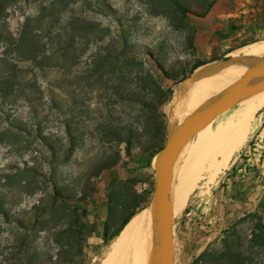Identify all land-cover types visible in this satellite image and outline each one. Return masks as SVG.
<instances>
[{
  "label": "rangeland",
  "instance_id": "374dc122",
  "mask_svg": "<svg viewBox=\"0 0 264 264\" xmlns=\"http://www.w3.org/2000/svg\"><path fill=\"white\" fill-rule=\"evenodd\" d=\"M178 2L187 8V13L178 8ZM209 2L77 0L73 13L70 11L72 7H65V17L71 14L79 17L77 28L83 27L84 22H90L92 26L85 25L87 30L78 33L81 37L77 38L76 48L66 50L62 57L51 61L54 67L50 72L40 74L39 82L44 93L42 97L39 94L31 97L38 112H33L35 108H28L23 100L12 110L0 112V206L36 226L31 214L23 212L42 200L49 213L44 218L49 220L51 226L53 202L59 200L53 199L54 190H59L68 199V204L77 208L80 218L81 214L85 215L81 211V203L88 202L94 193V190L86 189L103 176L110 180L111 187L108 190L109 210L100 227L103 241L88 242L85 224L80 218L84 232L80 254L76 248L70 247L72 244L65 245L72 242L67 237L56 242V239L48 238V231L38 235L32 231L30 247L18 255L19 243L13 241V233L22 231L18 225L7 224L0 215V264H11L4 260L15 255L24 260L16 259L14 264H101L116 239L106 244L105 233H113L133 211L138 213L150 205L156 186V173L152 165L144 166H147L150 152L166 143L169 108L173 99L158 105L167 126L166 135H160L159 122H162V117H156L152 110H144L138 103L124 100L127 92L119 94V97L115 94L119 92L117 89L120 90L121 79L123 81L127 71L132 68L139 72L142 70L139 63H143L162 84L165 96H169L168 90H173L175 96L182 83L180 81L191 74L193 64L197 63L196 23L198 14L205 10ZM25 13L34 16L36 11L33 6H28ZM24 16L20 10L11 14L9 26L15 34ZM45 31L48 32L47 28ZM263 41L228 56L221 55L220 58L246 55L254 45ZM45 46L50 48L51 38L45 39ZM100 52H112L114 59L99 63L96 68L98 75L90 79L85 73L92 69L90 58ZM133 56L137 58L135 61L126 59ZM254 57H264V52ZM54 100L59 103L58 109L54 107ZM14 116L24 120L29 133L33 135L39 134L34 123L44 121L42 132L54 150L46 145V141L31 138L11 128L8 120ZM145 122L151 131L143 130ZM251 128L249 144L239 154L236 153L234 159L249 152L251 141L262 131L264 134V106L256 112ZM255 128L257 131L254 132ZM130 129L133 130L132 135ZM114 130L119 131L125 141L120 142L110 136ZM105 162L114 163L108 169H101ZM33 167L36 173L31 170ZM223 173L210 180L207 172H204L187 206L174 218L185 264H195L197 260L198 264H264V220L261 213L251 212L233 225L223 224L228 212L224 214L222 209L217 208L219 202L214 201L217 190H213L219 185ZM52 181L56 182L58 189H55ZM59 205L63 207L62 203ZM61 220L59 224L62 225L64 219Z\"/></svg>",
  "mask_w": 264,
  "mask_h": 264
},
{
  "label": "trees",
  "instance_id": "16d2710c",
  "mask_svg": "<svg viewBox=\"0 0 264 264\" xmlns=\"http://www.w3.org/2000/svg\"><path fill=\"white\" fill-rule=\"evenodd\" d=\"M216 2L217 0H210L205 10L198 14L199 17H205ZM76 4L77 0H72L70 2H67L66 0H0L1 113H4L5 109L12 110L14 106L21 103V100H23L24 104L28 108H35L34 99L31 98L32 95L39 94L42 97L44 93L39 82L40 74L50 72L54 67L51 64V61H55L58 57H62L64 55L62 53H64L66 50L72 51L74 48H76L77 38L81 37L78 35V33L87 30L85 25H91L90 22L89 24H87L88 22H84L83 27L77 28L76 24L79 17L77 18V16H73V14H71L69 17L64 16V11H66L65 7H72L70 8V11L73 13ZM28 6H33V8H35L36 14L34 16L27 15L25 13V9ZM177 6L182 12H188L187 8L181 3L178 2ZM18 10L24 13L25 18L24 21L20 23L17 34H15L11 31L12 29L9 26V18L11 14L17 12ZM46 28L48 32L45 31ZM46 38H51V46L49 49H47V46H45ZM122 52L123 51H121V53ZM70 53L74 57L73 52ZM111 55L112 52L109 54L100 52L92 56L90 58L92 69L85 72L86 76L90 79L97 76L98 71L96 68L99 66V63H108L109 61L113 60L114 58L111 57ZM147 55L151 54L147 53ZM126 59L135 61L137 58L133 56V58ZM222 59H224V61L229 60V58H225V56L224 58H220V56H213L209 60L198 61L197 63L193 64L191 74L201 66ZM139 65H142L141 71L139 70V72H136L132 68L127 71V75L125 74L123 81L121 79V88L120 90L119 88L117 89L119 92H116L115 95L119 97V94L122 95L124 92H127L128 94L124 100L128 101L129 103H138L144 107V110L150 109L156 117H162V122H159V134L166 135V121L160 114L158 105H163L171 101L175 92L173 90H168L169 96H165L162 84L154 78L151 71L147 70L143 63H139ZM191 74L184 76L180 83L190 77ZM46 75L43 78H45ZM127 85L128 88H125ZM137 90L139 92H136ZM53 103L55 104L54 107L58 109L59 103L56 100H54ZM129 107H132L131 104H129ZM34 111L38 112L36 108L33 110V112ZM147 118L148 116H146V119ZM23 121L24 120L20 119L18 116H14L11 118V120H8V123L11 128L17 129L22 133H26L31 138H36L42 142L46 141V145L54 150L50 140L42 132L44 121H38L34 123L36 131L39 133L37 135L29 133V128ZM146 122L144 123L143 130L145 129V132H149L151 131L150 126H148ZM132 131L133 130L130 129V133ZM110 136L117 138L120 142L125 141L123 140L121 133H119L117 130L112 131ZM72 141V148H74L75 141L74 139ZM163 146L164 145L159 146L158 149L150 152V156L147 159V166L144 167L151 166L154 156L162 149ZM52 154L55 156L54 152ZM60 161L61 160L58 162ZM113 163L107 164L105 162L101 169H108L113 165ZM31 170L35 173L37 172L34 167ZM52 184L55 189H58L56 188V182L52 181ZM53 199L59 200H55L53 202L54 212L51 215V221H53V225L51 226H49V220L44 218V216H49V213L48 207L45 206L42 200H39L37 204L31 206L30 210L23 212L26 215L31 214V218L35 219L36 221V226L35 224H30V222L26 223L25 221L19 219L17 215H13L8 208L0 206V215L4 218L5 222L10 225H18L19 230L22 231V233L19 234L13 233V241L16 240L19 243V248H17L19 251L18 255H22L24 252H26L25 249L30 247L29 242L32 241H30L29 237L32 231L35 233V235L43 233L44 231H48V238L56 239V242H59L62 237H67L68 239L72 240V242H69L65 245L72 244L70 247L76 248L78 254L82 252L84 245V232L82 223L77 213V208L68 204V199H66L64 195L59 192V190H54ZM59 203H62L63 207H61ZM136 214L137 211H133L127 218L123 220L120 228L113 233L109 234L106 232L104 235L105 243L109 244L115 237H117L123 228L129 223L131 218ZM61 219H64L62 225L59 224L62 221ZM21 248H24V250H21ZM16 259L18 261L24 260L22 257L19 259L17 258V255H15L14 257L10 256L6 258L4 262L14 264ZM198 262L199 261L197 260L195 264H198Z\"/></svg>",
  "mask_w": 264,
  "mask_h": 264
},
{
  "label": "bare ground",
  "instance_id": "6f19581e",
  "mask_svg": "<svg viewBox=\"0 0 264 264\" xmlns=\"http://www.w3.org/2000/svg\"><path fill=\"white\" fill-rule=\"evenodd\" d=\"M262 52L264 41L254 45L246 55L258 56ZM252 65V61L239 60L215 62L196 69L173 97L169 128L178 130L220 104L233 82ZM263 106L264 80L251 89L238 108L202 131L172 160L165 177L172 220L183 212L204 172L210 180L214 179L249 144L251 122ZM173 229L156 201H151L123 228L101 264H181L178 233H173L174 226Z\"/></svg>",
  "mask_w": 264,
  "mask_h": 264
},
{
  "label": "crops",
  "instance_id": "0c3cea01",
  "mask_svg": "<svg viewBox=\"0 0 264 264\" xmlns=\"http://www.w3.org/2000/svg\"><path fill=\"white\" fill-rule=\"evenodd\" d=\"M264 40V0H217L205 17L196 23L195 54L198 61L228 56ZM221 182V183H220ZM214 198L226 214L223 224L233 225L251 212L264 218V157L262 150L240 154L224 170ZM92 198L81 203L80 218L88 242H102L101 225L109 210L110 180L99 177ZM85 216V217H84ZM222 225V224H221Z\"/></svg>",
  "mask_w": 264,
  "mask_h": 264
},
{
  "label": "water",
  "instance_id": "95a60500",
  "mask_svg": "<svg viewBox=\"0 0 264 264\" xmlns=\"http://www.w3.org/2000/svg\"><path fill=\"white\" fill-rule=\"evenodd\" d=\"M239 60L252 61L253 65L247 72L233 82L221 103L212 108L209 112L175 131L171 130L168 125L169 129L166 143L152 160L151 164L156 173V186L152 202L156 201L157 207L166 218L171 230H174V219L172 220L170 216L167 183L165 180L167 168L170 163L181 151L189 147L202 131L213 126L220 119L238 108L242 102H244V99L251 89L257 83L264 80V57L242 55L233 57L228 61ZM175 232L177 231H173V233ZM177 238L180 242L179 251L183 259V261H180L181 264H185V257L179 235Z\"/></svg>",
  "mask_w": 264,
  "mask_h": 264
},
{
  "label": "built area",
  "instance_id": "2783aa9c",
  "mask_svg": "<svg viewBox=\"0 0 264 264\" xmlns=\"http://www.w3.org/2000/svg\"><path fill=\"white\" fill-rule=\"evenodd\" d=\"M259 150H262V152L264 154V134H263V131L254 140L251 141V147L249 148V152H257Z\"/></svg>",
  "mask_w": 264,
  "mask_h": 264
}]
</instances>
